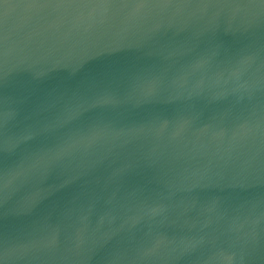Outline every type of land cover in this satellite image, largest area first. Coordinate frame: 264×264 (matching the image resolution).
<instances>
[{"label": "water", "instance_id": "obj_1", "mask_svg": "<svg viewBox=\"0 0 264 264\" xmlns=\"http://www.w3.org/2000/svg\"><path fill=\"white\" fill-rule=\"evenodd\" d=\"M0 264H264V0H0Z\"/></svg>", "mask_w": 264, "mask_h": 264}]
</instances>
